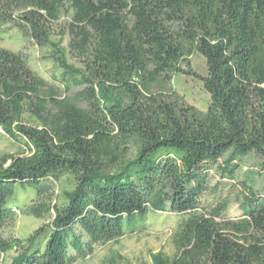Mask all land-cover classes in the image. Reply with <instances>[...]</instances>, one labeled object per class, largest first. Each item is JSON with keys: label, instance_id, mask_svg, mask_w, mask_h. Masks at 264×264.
<instances>
[{"label": "trees", "instance_id": "16d2710c", "mask_svg": "<svg viewBox=\"0 0 264 264\" xmlns=\"http://www.w3.org/2000/svg\"><path fill=\"white\" fill-rule=\"evenodd\" d=\"M64 10L79 67L53 40ZM0 22L52 48L62 69L55 85L0 47V134L26 148L0 159V264H74L150 211L180 216L173 256L153 264H264V0H0ZM196 53L203 107L175 87ZM248 157L242 214L204 206L212 173L235 179ZM65 175L74 187L59 203ZM18 186L38 192L21 213L47 220L25 239L3 234Z\"/></svg>", "mask_w": 264, "mask_h": 264}, {"label": "rangeland", "instance_id": "374dc122", "mask_svg": "<svg viewBox=\"0 0 264 264\" xmlns=\"http://www.w3.org/2000/svg\"><path fill=\"white\" fill-rule=\"evenodd\" d=\"M59 24L55 27L53 40L60 43L61 47L67 49L69 63L81 66V63L69 53L68 35H63L62 25L68 20L67 10L63 11ZM0 47L17 51H23L28 58V62L33 70L44 77L50 83L59 85L55 80L60 78L62 69L53 58V50L50 47L40 48L35 42L24 40L19 31L12 23L3 24L0 22ZM185 70L190 74L182 73L175 77V87L177 92L185 100L195 105L203 107L209 99V94L203 87L201 76L207 75V65L205 58L199 54H194ZM74 91H62L64 96L73 95ZM26 151L23 144L13 141L5 134H0V159L3 157L18 156ZM9 163H7L8 165ZM257 159L248 157L242 164L235 179H222L212 173L211 189L202 199L204 206H216L221 202L228 201L229 207L226 211L228 217H238L242 214L236 199L243 190V181L247 173L255 169ZM74 187L73 177L65 175L56 183L55 200L59 203L63 201V191L71 190ZM26 189V190H25ZM23 189L16 187L15 194L11 197L9 205L18 211L16 223L7 227L3 234L10 238H28L34 230L43 225L47 220L38 219L32 216L23 215L20 207L30 204L37 197V190L27 186ZM180 216L171 212L150 211L143 223L133 232H127L125 236L116 242L95 246L92 253L86 257L78 259L74 264H153L152 255L163 252L173 256L175 249L172 242V235L176 230ZM73 254V251H71ZM16 254L15 251L8 253L5 257L6 263Z\"/></svg>", "mask_w": 264, "mask_h": 264}]
</instances>
